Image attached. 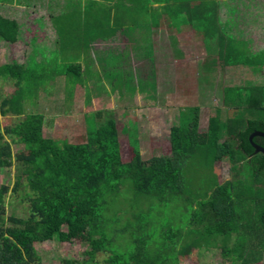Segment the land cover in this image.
<instances>
[{"label":"trees","instance_id":"1","mask_svg":"<svg viewBox=\"0 0 264 264\" xmlns=\"http://www.w3.org/2000/svg\"><path fill=\"white\" fill-rule=\"evenodd\" d=\"M3 1L7 0H0ZM129 1L131 4L125 5L123 0H114L113 6L108 7L109 16L118 17L112 23L115 27L124 22L146 23L149 16L152 22L161 13L174 19L177 26L180 15L191 18L198 14L199 8V12L207 11L206 5L201 7L204 0H183L186 5H180L178 0L179 4L162 5L164 12L157 6L150 15L147 5L150 1L168 3L171 0ZM215 9L221 21L218 1ZM81 11V15L75 14L74 23L68 24H80L82 19L81 26L89 27L83 19L85 10ZM220 23L215 29L221 28ZM200 24L208 34L206 30L212 25L204 21ZM63 31L70 30H60ZM217 33L222 37L220 31ZM20 35L19 23L0 14V40L14 43ZM233 38L235 42H246ZM247 44L248 41L246 53L252 54L245 53L232 65L260 69L264 62H255V54ZM29 52L28 65L16 61L0 65V79H11L16 87L0 98V114L20 116L16 123L4 126L3 130L0 123V168L10 166L12 160L16 163L11 188L5 184L0 186V264H42L35 244L50 242L54 236L61 242L88 244L85 258L63 259L62 264H98V253L105 255L104 264H178L197 248L208 249L211 241L218 237L227 240L232 234L236 238L231 245L225 241L219 246L221 257L232 262L261 264V257L256 255L261 245L264 248V155L254 152L249 135L255 130L264 133V86L254 88L248 104V108L257 110V115L245 118L241 125L240 119L222 120L218 114H212L206 128L201 129L197 106L191 108L189 118H183L180 110L177 123L169 130L168 150L143 160L136 145L128 144V150L125 149L126 143L119 138L113 118H107L103 124L88 125L83 141L45 137L44 115L24 113L22 106L25 102L27 107L28 84L41 78V74L28 77L29 62L42 58L40 55L47 51L35 46ZM222 56L228 57L227 48ZM61 73L69 80L86 75L80 63L72 62L65 63ZM150 110V117L155 119L157 109ZM224 134L226 137L221 139ZM252 141L264 147V136L256 135ZM11 143H22L23 148L12 153ZM205 151L214 162L227 157L231 177L222 182L213 178L209 188L186 196L188 180L184 169L198 166L194 161ZM124 186L129 187L125 193ZM9 191L11 198L18 195L20 201H25V216L5 215ZM172 202L189 208L188 230L185 233L184 228L165 223L163 241L152 247L149 241L152 234L143 232L149 227V217L143 211L149 214Z\"/></svg>","mask_w":264,"mask_h":264},{"label":"rangeland","instance_id":"2","mask_svg":"<svg viewBox=\"0 0 264 264\" xmlns=\"http://www.w3.org/2000/svg\"><path fill=\"white\" fill-rule=\"evenodd\" d=\"M216 2V0H204L201 7L207 6V11L199 12L201 9L199 8L195 17H188L183 22L176 23L183 29L188 26L194 31L198 36L196 39L198 50H195V46H189L188 51L181 54L176 52L177 47L165 50L163 41L165 32L159 31L156 27L160 32L155 35L157 39L153 36L156 54H146L141 48L130 49L131 40L137 42L140 38L141 41L146 40L143 39L145 28L138 29L136 36L127 31L126 34H120V28H116L110 30L113 39H110L108 46L99 45L100 43L93 46L96 53L99 51L103 53L110 48L114 53L119 54L124 49L119 58L109 57L107 60L109 63L106 62L108 65L103 66L102 69L104 63L98 61L99 67L95 62L89 63V48L79 44L83 41L81 35L85 32L81 26L82 19L80 24L72 25L75 26V29H72L74 37L65 48L61 45H65L69 38L65 37L66 32L59 31L61 40L58 39L57 44L52 48L53 51L45 55L41 54L42 58H35V61L29 62L28 77L33 78V75L41 74V78L31 81L28 84L30 87L25 86L28 103L26 107L24 102L23 112L42 113L43 135L70 142L85 140L88 125L103 124L107 118H113L118 126L119 138L124 144L126 143L125 149L128 150V144L136 145L143 160L150 158L156 152L168 150L169 130L177 123L180 110L183 118H189L192 116L191 108L197 106L201 129L206 128L208 118L212 114H218L222 120L240 119L238 124L241 125L245 118H253L258 113L257 110L248 108V104L254 88L264 86V66L254 69L250 65L235 66L232 63L242 59L246 53L247 41V47L255 54V62L257 60L264 62V51L256 53L258 50H264V0H229L226 4L223 3L220 19L224 20V24L220 23L219 18L217 19ZM48 10L49 8L46 11ZM81 10L82 8H77L76 13L81 15ZM31 11L18 6V3L0 2V14L16 18L22 36V41L14 43L0 40V65L12 61L26 63L30 56L26 42L34 33L38 38L45 36L46 40L52 39L49 31L45 29L48 21L41 22L43 29L39 30L38 22L32 21L39 11L34 13ZM83 19L87 25H93L87 17L84 16ZM203 21L207 25L209 23L212 25L211 29L206 30L208 34L202 31L203 25L201 26L200 23ZM219 23L221 28L217 30L215 26ZM177 26L174 27L179 30ZM217 31H220L222 37L218 36ZM233 35L246 42H235ZM225 48L228 50L227 58L222 56ZM74 49L77 50L76 53ZM246 54L250 56L252 53ZM101 55L97 56L101 57ZM69 62L80 64L83 62L89 65L91 69L85 71L86 76L89 74L86 84L83 77H72L69 80L65 75L60 74L64 64ZM96 75L97 78L94 77ZM14 86L11 79H0V98L2 95L12 93L16 88ZM36 86L39 88L37 89ZM151 107L157 109L155 119L150 117ZM19 119L20 116L11 113L5 116L0 114L1 129L16 123ZM225 137L224 134L221 139ZM5 139L9 140L6 136ZM22 148V143H11L12 153ZM201 153L202 156L199 154L194 161L198 166L184 169L185 178L188 180L186 196L191 194L193 196L196 191L209 188L213 178L216 182H222L231 177L230 162L227 157L214 162L208 151ZM15 164L12 160L10 166L0 168V186L5 184L11 188L15 180ZM127 188L129 189L128 186H124L122 191L125 193ZM127 194L125 195L128 196ZM26 213L25 201H20L18 195L11 198L9 191L6 196L5 215L14 214L23 217ZM143 213L144 216L149 217V227L143 232L152 234L149 239L152 247L163 241L162 237L168 223L184 228L185 233L188 230L186 222L189 208L181 203L172 202L161 206L158 210H152L149 214L145 211ZM235 238V234L230 235L227 240L218 237L216 239L219 243L215 239L210 242L208 249L197 248L191 252L190 257L181 260L178 264H255L251 261L232 262L221 257L219 246L225 241L231 245ZM35 248L42 259V264H62L63 259L85 258L84 253L88 249V244L81 241L61 242L54 236L50 242L36 243ZM259 248L260 251L256 256H260L261 264H264V248L262 245ZM104 257L103 253H98L97 263L104 264Z\"/></svg>","mask_w":264,"mask_h":264},{"label":"crops","instance_id":"3","mask_svg":"<svg viewBox=\"0 0 264 264\" xmlns=\"http://www.w3.org/2000/svg\"><path fill=\"white\" fill-rule=\"evenodd\" d=\"M90 1L91 0H7L5 2L9 3V4L18 3V6H23L25 9H28V10L31 9L32 10L31 13L39 11V14L34 16V18L32 19V21L38 22V29L39 30L43 29V27L41 26L40 23L48 21L47 22L48 26H46L45 29H47V31H49L50 37L52 39L47 38V40H46L44 38L45 36L42 38H38L36 36V33H34L30 37V39H28V41L26 42V44H28L26 46H28V48H29L28 52L31 51L32 48H34L35 46H37L39 48H42V47L45 48L47 53L52 52L53 51L52 48L57 44L58 39L61 40L60 35H59L60 34L59 31L64 30V29H69L70 31L65 36V37L69 38V41H66L67 43L65 45H61L62 48H65V46L73 40V37H74L73 36V34H74L73 30L75 29V26H72L74 24L64 25V24H60V23H64V22L74 23L73 18H75V13L77 12V8H79V9L82 8V10H85L84 11V12H86V13H84L85 18L87 17L89 21L93 22L92 26H89V27L82 26L83 31H85V32L82 33L81 41H82V39H83V41L80 42L79 44L81 46H87L89 48V50H88V55H89L88 61H89V63L95 62L96 65L99 63L98 61H102L104 63V65H102L101 69L103 68V66L108 65L107 60L109 57L113 56L114 58H119L121 55L120 53L124 50L123 49L121 51V49H120L121 52L118 54L116 52L114 53L109 48L107 51H105L103 53L101 51L96 53V51L93 48V46L95 44H98V43H100L99 45H102V46H108V44L110 43V39H113L112 38L113 36L110 35V33H111L110 30L113 31L114 28L115 29L120 28V34H123V33L126 34L125 31H127V32H130L133 36L138 35V32H137L138 29L145 28L144 34H143L144 35L143 39H146V40L141 41L142 38H140V41H138V42L136 40L135 41L131 40L132 45H131L130 49L135 48V50H136L137 48H141L143 50V52L146 54H156V52H155L156 48L154 46L153 36L155 37L156 33H160L159 31H161V30H163L165 32V35L163 38L165 50H167L170 47L171 48L177 47L176 52L179 54L187 52L189 49V46H191V47L195 46V50H198L197 49L198 41L196 40L198 36L194 34V31L190 30L188 26L185 27L184 29L177 26L180 29L176 30L174 27V24H173L174 19H170L167 14L165 15V14L161 13V15L159 16V19L156 20L157 19V17H156L155 20L154 19L152 20V22L150 21L151 17L149 16L148 22L150 24H148V25H146L145 22L142 23L143 21L141 23H139L140 25L139 24L132 25V24H128V23L124 22L123 25L115 27L114 24H112V23H113V20H116L118 17L115 18V16H114V19H113V17L109 16V14H108V7H110L111 5L113 6L114 0H96L97 2H95V3H91ZM217 1H218V15L221 18V15L223 12L222 4L223 3L226 4V2H228L229 0H217ZM5 2L3 1V3H5ZM123 3L125 5L131 4L129 0H123ZM118 4H120V3H118ZM165 4L172 6V5L179 4V3H178V0H177V2L171 0L168 3L151 2L150 1L147 4L149 6L150 15H152V12L155 11L154 8H156L157 6L159 7V9H161L162 12H164V9L161 6L165 5ZM183 4H185V3H183V0H180V5H183ZM32 8H34V9H32ZM48 8H49V10L46 11ZM86 8H88V11H90L92 14H88V12L86 11ZM5 17L13 18L17 21V19L14 17H11V16H5ZM183 17H184V19L188 18V16H184V15H183ZM183 17L179 18V20L182 22L184 20ZM108 21H109V23H108ZM79 23H80V21H79ZM94 23H98L97 26H95ZM107 23L109 25H107ZM156 27H158L159 31H157ZM162 27H164V28H162ZM78 29H79V25H78ZM20 30H21V27H20ZM185 31H186V33H185ZM233 37H235V36L233 35ZM235 38H237V37H235ZM18 41H22L21 35L16 42H18ZM135 43H136V45H135ZM76 51L77 50L74 49L75 53H76ZM160 51H161V49H160ZM98 54H102L101 57L97 56ZM81 66H82L83 72H85L88 69H91L89 67V65H85L83 62H81ZM83 66H85V67H83ZM97 73H98V71H97ZM85 74H86V72H85ZM87 75L88 76L85 75L86 76L85 77L83 74V78L85 79V81H84L85 84H86V80L89 79V74H87ZM94 77L97 78V75ZM84 83L82 82V84H84Z\"/></svg>","mask_w":264,"mask_h":264},{"label":"water","instance_id":"4","mask_svg":"<svg viewBox=\"0 0 264 264\" xmlns=\"http://www.w3.org/2000/svg\"><path fill=\"white\" fill-rule=\"evenodd\" d=\"M256 135L264 136V133L261 132V131H259V130H255V131H253L252 133H250V135H249L250 143H251V145L254 147V152H255V153H257V152H261V153L264 155V147H262V146H260V145H258V144H256V143H254V142L252 141V138H253L254 136H256Z\"/></svg>","mask_w":264,"mask_h":264}]
</instances>
